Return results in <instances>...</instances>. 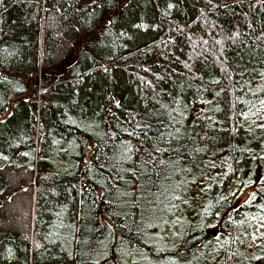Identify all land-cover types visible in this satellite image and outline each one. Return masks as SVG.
<instances>
[{
    "label": "trees",
    "instance_id": "1",
    "mask_svg": "<svg viewBox=\"0 0 264 264\" xmlns=\"http://www.w3.org/2000/svg\"><path fill=\"white\" fill-rule=\"evenodd\" d=\"M262 105L264 0H0V264H264Z\"/></svg>",
    "mask_w": 264,
    "mask_h": 264
},
{
    "label": "rangeland",
    "instance_id": "2",
    "mask_svg": "<svg viewBox=\"0 0 264 264\" xmlns=\"http://www.w3.org/2000/svg\"><path fill=\"white\" fill-rule=\"evenodd\" d=\"M257 117L263 121L264 120V105H262L260 107V109H258L257 111ZM220 174L215 173L213 174L207 181L206 180H202L201 182H199V188L197 189L198 192H200L206 185L210 184L212 182V180H217L218 176ZM213 178V179H212ZM238 183H235L234 185H237ZM254 189H256V187L253 185L251 187L246 188L242 194L240 195V197L237 200V207H240L242 205V203H244L247 198L254 192ZM196 203H198V201H195ZM215 231H213L211 234H214ZM259 242H264V224H259L256 225L254 228V233L249 237L248 243L249 244H256Z\"/></svg>",
    "mask_w": 264,
    "mask_h": 264
},
{
    "label": "bare ground",
    "instance_id": "3",
    "mask_svg": "<svg viewBox=\"0 0 264 264\" xmlns=\"http://www.w3.org/2000/svg\"><path fill=\"white\" fill-rule=\"evenodd\" d=\"M135 94V93H134Z\"/></svg>",
    "mask_w": 264,
    "mask_h": 264
}]
</instances>
